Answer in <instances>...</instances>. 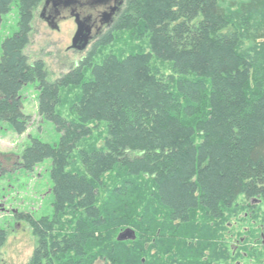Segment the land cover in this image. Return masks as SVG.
Here are the masks:
<instances>
[{
  "label": "trees",
  "instance_id": "obj_1",
  "mask_svg": "<svg viewBox=\"0 0 264 264\" xmlns=\"http://www.w3.org/2000/svg\"><path fill=\"white\" fill-rule=\"evenodd\" d=\"M41 2L0 0V24L19 8L18 32L1 45L0 121L25 134L20 95L38 83L39 115L61 136L56 145L33 140L13 164L33 172L53 162V216L17 217L37 238L29 264H187L195 245L200 257L215 253L198 215L218 219L240 197L264 201V24L254 22L264 0H129L101 47L115 32L142 30L150 53L93 65L94 49L53 83L25 52ZM154 58L172 64L169 82L154 74ZM70 87L82 91L72 121L57 112ZM102 124L104 148L80 150L81 173L67 171ZM9 172L0 160V176ZM114 174L120 182L108 185ZM127 229L137 239L119 242ZM6 237L0 227V248Z\"/></svg>",
  "mask_w": 264,
  "mask_h": 264
},
{
  "label": "rangeland",
  "instance_id": "obj_2",
  "mask_svg": "<svg viewBox=\"0 0 264 264\" xmlns=\"http://www.w3.org/2000/svg\"><path fill=\"white\" fill-rule=\"evenodd\" d=\"M254 22L264 24V15H260ZM18 23L19 8L15 3L11 12L2 18L0 24V57L2 43L18 32ZM234 29L233 26L228 31L233 32ZM45 34L36 18L33 21L30 44L25 52L31 64L36 61L45 64L49 81L52 83L87 59L93 52L88 50L78 54L67 50L66 43L58 44L61 41L67 42L69 34H64L61 39L55 35L48 38ZM248 44L247 41L245 45ZM150 50L148 36L143 34L142 30L118 31L112 35V42L109 45L96 50L93 65L102 64L110 56L125 59L131 55L148 54ZM151 67L154 74L165 82H169L174 76L172 64L168 62L154 58ZM84 75L88 80L91 72L87 70ZM38 87V83L26 86L20 95L24 113L29 118L25 134H16L7 123L0 121V160L10 171L0 176V227L7 234L5 245L0 248V264H29L37 247V238L31 225L27 221L17 220L20 214H28L40 219L51 217L54 213L51 181L53 162L48 160L37 166L33 172L16 171L13 167L14 163L21 161L25 150L31 147L33 140L50 145H56L60 141L61 136L56 127L39 115ZM81 93L79 87L62 89V101L57 107V112L70 121L75 120L73 108L79 101ZM106 129V125H99L91 137L84 139L78 145L67 171L81 173L79 151L90 148L103 149L108 137ZM107 181L111 186L120 182L115 174L108 175ZM107 195V190H104L102 197L106 199ZM201 217L202 215H198V222L211 229L216 251L213 253L209 250L200 257L198 246L195 245L188 254L187 264H264V201H249L245 197H240L231 209L224 210L220 218L203 221Z\"/></svg>",
  "mask_w": 264,
  "mask_h": 264
},
{
  "label": "flooded vegetation",
  "instance_id": "obj_3",
  "mask_svg": "<svg viewBox=\"0 0 264 264\" xmlns=\"http://www.w3.org/2000/svg\"><path fill=\"white\" fill-rule=\"evenodd\" d=\"M128 1L42 0L34 20L38 19L48 38L55 35L61 39L69 34L67 42L58 44L66 43L67 50L83 54L104 44L103 39L113 32Z\"/></svg>",
  "mask_w": 264,
  "mask_h": 264
},
{
  "label": "water",
  "instance_id": "obj_4",
  "mask_svg": "<svg viewBox=\"0 0 264 264\" xmlns=\"http://www.w3.org/2000/svg\"><path fill=\"white\" fill-rule=\"evenodd\" d=\"M136 239H137L136 232L133 229H127L121 232L118 236L119 242L135 241Z\"/></svg>",
  "mask_w": 264,
  "mask_h": 264
}]
</instances>
